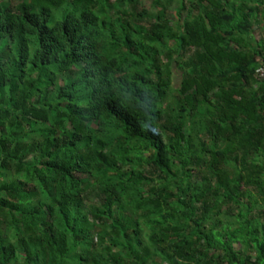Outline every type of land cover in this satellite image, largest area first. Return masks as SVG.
Segmentation results:
<instances>
[{"label": "trees", "instance_id": "16d2710c", "mask_svg": "<svg viewBox=\"0 0 264 264\" xmlns=\"http://www.w3.org/2000/svg\"><path fill=\"white\" fill-rule=\"evenodd\" d=\"M259 69L264 0H0V264H264Z\"/></svg>", "mask_w": 264, "mask_h": 264}, {"label": "rangeland", "instance_id": "374dc122", "mask_svg": "<svg viewBox=\"0 0 264 264\" xmlns=\"http://www.w3.org/2000/svg\"><path fill=\"white\" fill-rule=\"evenodd\" d=\"M21 0H12L13 3H19ZM262 33V30H261V27H256L255 28V31H254V35L256 38H259L260 35ZM263 74H264V70L263 69H259V77L262 78L263 77ZM174 86L176 88H178L180 86V82H181V72L179 70L178 67L175 68V75H174ZM96 187L94 186V189ZM94 194L96 195L97 194V190L95 189V192Z\"/></svg>", "mask_w": 264, "mask_h": 264}]
</instances>
